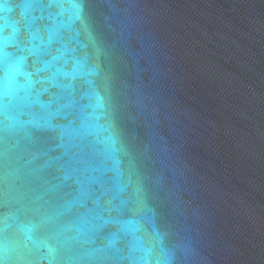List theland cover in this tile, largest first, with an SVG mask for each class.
Returning a JSON list of instances; mask_svg holds the SVG:
<instances>
[{"label": "water", "instance_id": "1", "mask_svg": "<svg viewBox=\"0 0 264 264\" xmlns=\"http://www.w3.org/2000/svg\"><path fill=\"white\" fill-rule=\"evenodd\" d=\"M77 2L116 151L80 130L79 77L62 138L0 132V260L130 264L131 220L163 237L170 264H264V0ZM75 27L69 70L96 58Z\"/></svg>", "mask_w": 264, "mask_h": 264}, {"label": "clouds", "instance_id": "2", "mask_svg": "<svg viewBox=\"0 0 264 264\" xmlns=\"http://www.w3.org/2000/svg\"><path fill=\"white\" fill-rule=\"evenodd\" d=\"M83 12L77 0H0V132L6 136L21 133L30 136V130L37 129L58 133L62 138L67 129L55 121L73 107L68 97L79 77L90 88L86 107L91 109L90 112L79 110L80 130L116 151L108 77L99 62L101 50L88 31ZM77 22L85 39L92 43L96 58L89 62L87 54L82 59L73 57L69 70L65 54L75 52L69 48V41L74 39L71 33L81 35L80 29L75 27ZM55 44L61 47L54 49ZM103 133L107 135L100 139ZM116 164L112 171L119 177V162ZM134 191L139 194L142 190L137 186ZM137 200L143 203L139 196ZM126 230L132 236L127 257L130 264H170L172 257L163 248V237L155 229L149 233L138 221L129 220ZM38 243L47 248L50 255L54 252L46 242ZM4 258L0 264H5L9 258L7 248Z\"/></svg>", "mask_w": 264, "mask_h": 264}]
</instances>
